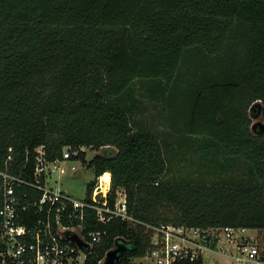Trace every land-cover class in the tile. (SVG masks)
Here are the masks:
<instances>
[{
  "label": "trees",
  "instance_id": "16d2710c",
  "mask_svg": "<svg viewBox=\"0 0 264 264\" xmlns=\"http://www.w3.org/2000/svg\"><path fill=\"white\" fill-rule=\"evenodd\" d=\"M259 116L264 0H0V170L32 181L39 146L67 147L96 177L88 199L101 175L111 204L127 195L131 221L87 210L106 233L86 264H136L148 224L263 230Z\"/></svg>",
  "mask_w": 264,
  "mask_h": 264
},
{
  "label": "built area",
  "instance_id": "2783aa9c",
  "mask_svg": "<svg viewBox=\"0 0 264 264\" xmlns=\"http://www.w3.org/2000/svg\"><path fill=\"white\" fill-rule=\"evenodd\" d=\"M70 158L71 151L66 147L62 158L49 160L41 145L37 148L34 180L0 170V264H86L94 244L106 233L85 232L88 209L95 210V219L102 224L115 218L133 220L126 192L118 189L111 204V179L104 185L103 175L97 177L89 199H77L51 187L49 178L57 169L65 174L62 163ZM22 185L41 191V196L28 199V193L17 190ZM32 209L35 219L25 222L32 219ZM146 226L152 231L151 245L136 264H264V229L251 233L253 228L230 225ZM106 258L98 264H105Z\"/></svg>",
  "mask_w": 264,
  "mask_h": 264
},
{
  "label": "rangeland",
  "instance_id": "374dc122",
  "mask_svg": "<svg viewBox=\"0 0 264 264\" xmlns=\"http://www.w3.org/2000/svg\"><path fill=\"white\" fill-rule=\"evenodd\" d=\"M150 110L153 113L155 112L153 108H150ZM260 121L264 124V117L259 116L258 118H254V122ZM83 149L87 153V159H91L96 153L101 152V150H96L90 147H83ZM62 166L66 167L65 174H61L60 170L57 169L55 173H53V176L49 178L51 187L61 189L77 199H84L87 196L88 184L94 182L96 179L94 173L92 170L87 169L86 165L80 160L68 159L62 163ZM73 166L76 168L74 169ZM182 172L183 170L180 172L174 171L173 174H180ZM249 232L253 233L254 229L249 230ZM136 261L137 258L134 262L137 263Z\"/></svg>",
  "mask_w": 264,
  "mask_h": 264
},
{
  "label": "water",
  "instance_id": "95a60500",
  "mask_svg": "<svg viewBox=\"0 0 264 264\" xmlns=\"http://www.w3.org/2000/svg\"><path fill=\"white\" fill-rule=\"evenodd\" d=\"M262 128H264V124H262ZM120 249H113L108 252L105 264H119L120 261Z\"/></svg>",
  "mask_w": 264,
  "mask_h": 264
},
{
  "label": "bare ground",
  "instance_id": "6f19581e",
  "mask_svg": "<svg viewBox=\"0 0 264 264\" xmlns=\"http://www.w3.org/2000/svg\"><path fill=\"white\" fill-rule=\"evenodd\" d=\"M101 179H102L104 185H108V183H109V181H110L111 178L109 177V179H108L105 176H102Z\"/></svg>",
  "mask_w": 264,
  "mask_h": 264
}]
</instances>
